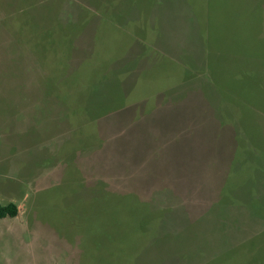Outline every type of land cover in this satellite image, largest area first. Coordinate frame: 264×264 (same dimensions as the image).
Segmentation results:
<instances>
[{"label":"rangeland","instance_id":"obj_1","mask_svg":"<svg viewBox=\"0 0 264 264\" xmlns=\"http://www.w3.org/2000/svg\"><path fill=\"white\" fill-rule=\"evenodd\" d=\"M10 202L0 264H264V0H0Z\"/></svg>","mask_w":264,"mask_h":264},{"label":"trees","instance_id":"obj_2","mask_svg":"<svg viewBox=\"0 0 264 264\" xmlns=\"http://www.w3.org/2000/svg\"><path fill=\"white\" fill-rule=\"evenodd\" d=\"M175 95H180V92H178L177 94H173V96L175 98L181 97V95L180 96H175ZM177 102H179V101H177ZM132 108L134 110V107H132ZM222 157H223V155L219 156L218 161L216 163H221V161L223 160ZM221 166L224 168L222 163H221ZM224 169H226V168H224ZM158 190H159V188H158ZM173 193H174L173 188H169V190L157 191V194H156L157 198L155 199V201H153L154 204H156L157 207H159V208L168 209V207H172V209H178L179 206H181V205L176 204V201H178L179 199L177 200L176 195L174 196ZM184 208H185V206H184ZM209 208L212 210L214 209L213 207H209ZM231 209H233V207H231ZM214 210L216 211L214 213L216 216L215 215H213V216H215L218 219L220 218V220H221V217H219V215L217 214V213H219V211L216 209H214ZM235 212L236 211H233L231 214L224 216V219H225V217H227L228 220L231 219L232 222H234L235 224L236 223L240 224L239 217H237L238 215ZM19 213H20V209H19L18 205L15 204L14 202H10L6 205H0V219L5 218V217H17L19 215ZM221 215L223 216L224 214H221ZM234 215H237V216L235 217ZM224 219H222V220H224ZM232 232L236 233V231H232Z\"/></svg>","mask_w":264,"mask_h":264}]
</instances>
